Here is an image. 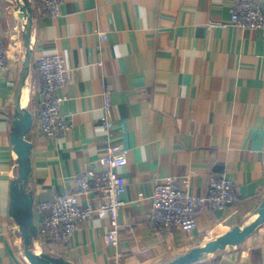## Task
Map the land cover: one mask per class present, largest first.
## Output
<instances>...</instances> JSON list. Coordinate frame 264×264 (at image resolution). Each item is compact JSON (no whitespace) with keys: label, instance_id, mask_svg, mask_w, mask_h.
<instances>
[{"label":"crops","instance_id":"crops-1","mask_svg":"<svg viewBox=\"0 0 264 264\" xmlns=\"http://www.w3.org/2000/svg\"><path fill=\"white\" fill-rule=\"evenodd\" d=\"M28 1L31 58L21 103L32 115L25 135L31 143L27 187L37 227L44 214L41 201L75 193L74 177L99 168L106 146L107 84L110 140L128 149L127 164L118 169L125 187L118 244L106 239L108 219L94 218L80 222L66 243L37 234L33 251L73 264H163L253 213L264 198V28L208 26L228 22L235 0H62L57 17L42 14L39 0ZM22 13L21 0H0V39L7 49L6 65L0 67V264H31L8 213L10 182L17 175L10 135L25 53ZM54 53L68 69L60 92L70 129L50 138L41 132L36 67L42 56ZM221 172L233 181L239 201L201 210L190 232L151 224L157 181H188L187 191L201 194L209 178ZM200 262L264 264V225L195 264Z\"/></svg>","mask_w":264,"mask_h":264},{"label":"built area","instance_id":"built-area-1","mask_svg":"<svg viewBox=\"0 0 264 264\" xmlns=\"http://www.w3.org/2000/svg\"><path fill=\"white\" fill-rule=\"evenodd\" d=\"M62 0H39L42 14L57 17L61 11ZM231 24L240 29L255 30L264 28L263 0H235L230 8L228 22H209L208 26L225 27ZM106 39L104 32H99ZM7 49L0 39V67H5ZM40 78L39 109L41 132L50 138L63 137L70 129V121L61 112L66 100L60 90L68 79V69L59 54L42 56L36 67ZM110 87L103 91L105 118L102 127L105 131V153L98 159L99 168L88 167L74 177L76 192H62L53 198L41 201L39 210L44 214L37 227V234L53 241L66 243L78 224L94 218L108 219L107 241L118 244L117 218L122 205L121 195L124 182L118 169L127 164L128 149L112 143L113 122L110 118ZM188 181L178 183L174 177H165L155 184L152 194V212L149 220L154 227L167 231L179 227L186 232L192 231L197 223V215L203 209H219L239 201L233 181L221 172L209 178L205 191L193 194L187 191ZM94 199H80V195ZM199 264H205L200 262Z\"/></svg>","mask_w":264,"mask_h":264},{"label":"water","instance_id":"water-1","mask_svg":"<svg viewBox=\"0 0 264 264\" xmlns=\"http://www.w3.org/2000/svg\"><path fill=\"white\" fill-rule=\"evenodd\" d=\"M21 11L23 12L21 17L25 16L22 37L25 53L14 97L15 114L10 141L17 156V175L10 182L8 213L18 226L24 255L31 264H73L60 256H54L46 252L37 253L31 249L32 242L37 237V225L34 218L32 192L27 187L31 170V143L25 139V135L30 128L32 115L21 103L22 90L29 72L31 58L29 38L32 9L28 0H21ZM261 225H264V198L253 213L241 224L233 226L202 245L176 255L163 264H195L208 255L222 251L228 246L239 244Z\"/></svg>","mask_w":264,"mask_h":264},{"label":"bare ground","instance_id":"bare-ground-1","mask_svg":"<svg viewBox=\"0 0 264 264\" xmlns=\"http://www.w3.org/2000/svg\"><path fill=\"white\" fill-rule=\"evenodd\" d=\"M26 94V89H25V87H23V100L25 99V95Z\"/></svg>","mask_w":264,"mask_h":264}]
</instances>
